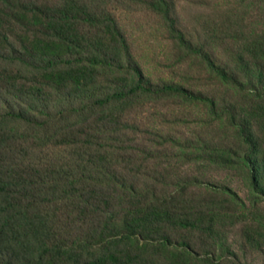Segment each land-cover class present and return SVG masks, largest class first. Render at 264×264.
Listing matches in <instances>:
<instances>
[{
  "label": "rangeland",
  "instance_id": "rangeland-1",
  "mask_svg": "<svg viewBox=\"0 0 264 264\" xmlns=\"http://www.w3.org/2000/svg\"><path fill=\"white\" fill-rule=\"evenodd\" d=\"M167 1L177 28L203 44L233 81L220 80L181 49L152 0H101L98 14L117 23L132 61L116 73L102 70L92 92L103 98L130 88L137 66L151 86L177 85L213 98V112L172 94L106 108L92 107L91 96L53 105L43 72L34 68L48 61L34 56L52 51V63L59 60L62 51L45 29L47 10H69L74 2L0 0V115L24 112L38 123L24 121L0 135L6 167L36 187L46 174L120 180L105 189V195L114 191L109 202L119 213L135 196L122 182L132 181L146 203H171L193 224L172 234L179 249H189L186 264H264V0ZM242 59L254 69L251 76L239 70ZM58 205L63 224L73 225L65 209L79 205ZM89 210L78 227L93 223ZM65 232L68 239L75 235L70 226Z\"/></svg>",
  "mask_w": 264,
  "mask_h": 264
},
{
  "label": "trees",
  "instance_id": "trees-1",
  "mask_svg": "<svg viewBox=\"0 0 264 264\" xmlns=\"http://www.w3.org/2000/svg\"><path fill=\"white\" fill-rule=\"evenodd\" d=\"M72 2L74 7L70 6L69 10L60 9L55 14L47 10L45 29L62 51L59 60L52 63L50 56L55 55L52 51L44 56H34L37 63L48 61L43 68L34 66L43 72L47 86L52 90L48 102L55 106L83 103L91 96L92 107L106 108L122 105L135 96L172 94L203 104L212 112L215 110L213 98L200 93L177 85L151 86L137 66L130 69L136 76L134 85L97 98L92 91L101 71L112 69L116 73V70H124L131 63L132 54L117 23L98 14L101 0ZM151 3L168 23L172 37L181 49L198 57L220 80L233 81L203 44L194 43L177 28L167 0H152ZM73 10L72 18L68 13ZM85 25L87 32L82 30ZM91 29H95V35L91 34ZM240 63L239 70L245 76H251L254 69L243 59ZM24 121L38 126L36 118L33 121L24 112L0 115V135L18 131ZM250 139L253 140L252 135ZM9 158L0 143V264H186L189 249H179L172 234L189 230L193 224L178 215L171 203H146L147 198L138 195L132 181H123V187L135 196L129 198L123 213L114 212L109 202L114 198V191L105 195V189H114L120 180L99 175L71 181V175L54 177L46 174L39 178L41 184L36 187L33 180L23 178V172L17 176L13 168L6 167L5 161ZM97 169L105 170L103 166ZM100 195L106 196L108 202L103 204ZM68 200L79 205L65 209L67 219H72L73 225L63 224L58 217V213L63 212L58 204L64 206ZM88 207H92L89 211L95 217L93 223L86 228L78 227L75 221L81 222L87 216ZM69 226L75 230L72 239L65 237Z\"/></svg>",
  "mask_w": 264,
  "mask_h": 264
}]
</instances>
